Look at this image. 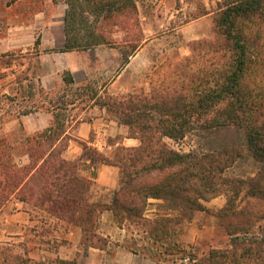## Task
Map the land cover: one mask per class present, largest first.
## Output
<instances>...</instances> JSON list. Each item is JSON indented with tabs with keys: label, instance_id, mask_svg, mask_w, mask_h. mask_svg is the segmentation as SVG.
Segmentation results:
<instances>
[{
	"label": "trees",
	"instance_id": "obj_1",
	"mask_svg": "<svg viewBox=\"0 0 264 264\" xmlns=\"http://www.w3.org/2000/svg\"><path fill=\"white\" fill-rule=\"evenodd\" d=\"M20 1L0 0L6 7ZM65 3L62 52L116 45L108 29L117 27L124 34L126 66L147 41L136 0ZM216 5L212 12L202 5L191 18L213 13L212 37L190 42V55L152 80L148 90L111 95L106 86L98 91L93 82L77 84L65 71L62 91L73 101L34 104L17 112L22 117L48 111L54 121L31 136L10 140L0 135V214L17 200L45 218L79 227L85 254L109 247L110 238L100 232L108 212L120 229H133L140 237L127 246L130 251L155 264H264V0ZM12 56L0 57V65L11 67L19 60H7ZM34 79L16 78L20 85L28 82L30 99L41 87ZM81 104L82 111L99 107L108 120L127 126L129 137L140 144L119 146L107 156L81 142L82 155L66 159L73 125L88 119L77 114L65 121L58 113ZM99 165L120 169V188L110 202L94 193ZM220 196L226 205L214 213L205 203ZM198 212L215 216L228 239L224 246L204 249L182 241ZM17 248L0 241V264L33 263L29 250Z\"/></svg>",
	"mask_w": 264,
	"mask_h": 264
},
{
	"label": "rangeland",
	"instance_id": "obj_2",
	"mask_svg": "<svg viewBox=\"0 0 264 264\" xmlns=\"http://www.w3.org/2000/svg\"><path fill=\"white\" fill-rule=\"evenodd\" d=\"M136 1L141 30L147 42L139 50L141 51L139 55L131 58L132 63L123 66L124 34L119 32L117 27L108 29L114 32L116 45L99 46L90 51H78L81 58L90 64L88 81L93 82L98 91L105 86L111 95L128 94L141 88L148 90L152 80L158 79L160 75L168 71L179 58L190 55L188 44L192 41L188 42L184 39V35L178 33V30L191 21V18L201 10L202 5L210 4V0ZM213 4L216 8V3ZM210 7L213 9L212 5ZM67 9L65 0H24L14 7H6L3 2H0V57L7 54L13 55L7 60H11L14 56L19 57V60L14 61L11 67L5 68L0 65V135L8 136L10 140L22 134L20 126L22 117L17 114L20 110L30 109L34 104L43 105L44 103L46 107H49L52 101L65 104L73 101L72 94L62 91L65 86L60 79V74L57 80L54 75L51 81L49 79L51 71L54 73L52 69L55 64L58 63L60 67L63 63V55L59 52L61 48H55L53 54L48 56V53L42 51L41 45H36L37 40L41 43L42 31L50 24L56 28V31H52L50 38L56 40L62 38ZM86 18L93 20L90 14L86 15ZM189 33L192 34V31L190 30ZM40 56H45L46 59L41 60ZM1 60L0 58V62ZM22 75L35 77V82L41 86H37L35 96L31 99L28 97V82L24 81L22 85L16 83L17 76ZM46 77L48 81L43 83L42 79ZM112 83L115 85L111 87ZM18 91H20L19 94ZM84 106V104L77 107L69 105L66 107L67 110H62L58 114L63 116L65 121H71L77 114L81 118L88 119L91 108L82 111ZM77 125H73L72 135ZM188 143L190 141L186 140L183 145L187 148ZM94 193L97 198L105 195L97 187ZM27 208L32 211V222L26 228L12 225L6 229L1 218L2 214L0 215V241L16 244L18 251L23 253L34 247L45 250L46 252H33L39 264H155L133 254L127 247L133 241L140 239L137 232H132L133 229L130 231L120 229L114 224L112 228L108 221L101 218L100 232L108 236L111 243L106 251L90 250L85 254L82 250L76 251L67 239V225L58 222L50 223L49 218H45L42 212L34 210L29 205ZM211 218L210 214L203 213L200 222L208 224ZM189 229L190 226H187L182 241L199 243L204 249L210 246L222 247L228 240L223 232L217 233L211 240H194V235L190 234ZM10 233L11 236L8 235ZM19 233L22 234L23 240L16 236Z\"/></svg>",
	"mask_w": 264,
	"mask_h": 264
},
{
	"label": "crops",
	"instance_id": "obj_3",
	"mask_svg": "<svg viewBox=\"0 0 264 264\" xmlns=\"http://www.w3.org/2000/svg\"><path fill=\"white\" fill-rule=\"evenodd\" d=\"M218 1L222 0H210V4L206 3L205 6L207 10L212 12L215 9L213 3H216ZM211 5L213 9L210 7ZM212 20L213 13L199 17L198 19L191 20L190 22L186 23V25L180 27L178 33H182V35H184V39H186L188 42L195 41L204 37H210V35L213 34L214 27ZM190 30L192 31V34L189 33ZM52 31H56V28L53 24H50L48 28H45L44 31H42L43 37L40 43L43 48L42 51L48 53V56H50L53 54L52 52H54L55 48H61L59 52L63 55V63L60 67L58 63L55 64L54 69H52L54 73H52L51 71V73L49 74L50 81L51 78H53V75L56 80L59 79V74L61 81H63L64 72L70 71L74 76L75 82L77 84H83L88 82V71L90 69V64H88L81 58L78 51L62 52L63 48L65 47V32L64 30H62V38L56 40L50 38L51 34L53 33ZM140 52L141 51H138L135 58L139 55ZM44 57L45 56H40L41 60H45L46 58ZM47 81L48 77L42 79L43 83H46ZM114 85L115 83H112L111 87ZM21 121V133L26 136H31L49 128L54 121V115L52 112L48 111H37L30 115L22 116ZM72 136L74 139L70 142V146L65 152L66 159L71 161L78 159L82 155L83 151L81 142L88 143L89 145L97 148L100 152L106 154L107 156H111L119 146L137 147L140 144V141L138 139L129 137V128L127 126L120 125L112 120H108L104 111H102L99 107H94L90 109L88 120L79 123L74 129V133ZM176 146L179 147L178 145ZM91 170L93 171L95 170V168L92 167ZM88 173L89 172H83V175L86 177H90V173ZM120 180L121 173L118 167L111 165L98 166L95 183L96 187L100 188L102 192L105 193L104 196H100L103 197V200L105 202H110L113 193L120 188ZM150 202L156 204L161 201L153 199L150 200ZM226 202V197L220 196L212 199L209 202H206L205 205L212 212L216 213L224 208ZM31 213L32 211L27 208L24 203L19 202L17 200L11 201L8 205H6V207L1 213L3 225L5 226L4 228L7 229L12 225L24 226L26 228V226L32 222ZM203 213L207 214L205 212H198L195 215L194 220L188 225L190 226V234L194 235V240H211V238L215 237L217 233L223 232L217 226L216 218L214 215H211L212 218L208 224H202L200 221ZM112 219V214L108 212L102 216V220L106 222L108 221L111 227L114 224ZM49 220L50 223L58 222L59 224L67 225V239L72 243V246L76 251L82 250L81 243L83 239V233L79 227L69 226L65 222H62L57 219ZM186 230L187 228L185 229V232ZM8 235L11 236V233ZM21 235L22 234L20 233L16 234V236H19L18 239L23 240V237ZM90 250L98 251V249ZM35 251H46H42L40 248L37 247H34L33 249L29 250L28 256L32 258V264H39L38 262H36V258L33 255V252Z\"/></svg>",
	"mask_w": 264,
	"mask_h": 264
}]
</instances>
